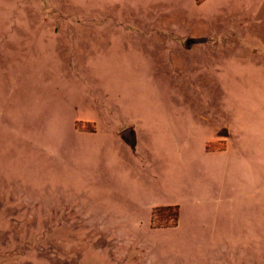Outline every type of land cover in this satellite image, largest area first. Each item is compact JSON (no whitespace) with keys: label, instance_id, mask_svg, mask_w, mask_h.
<instances>
[{"label":"rangeland","instance_id":"obj_1","mask_svg":"<svg viewBox=\"0 0 264 264\" xmlns=\"http://www.w3.org/2000/svg\"><path fill=\"white\" fill-rule=\"evenodd\" d=\"M157 1L0 0V264H264V197L235 194L232 147L204 156L223 148L204 141L216 108L233 113L232 84L225 93L212 82L220 58L232 83L250 51L229 42L228 15L231 27L189 47L187 29L173 37L155 20L208 24L210 6L167 13ZM67 86L96 89L116 118L138 117L151 163L123 162L131 154L100 138L60 150L70 121L48 108ZM148 145L165 161L154 165ZM170 205L176 225L152 228L153 209Z\"/></svg>","mask_w":264,"mask_h":264},{"label":"crops","instance_id":"obj_2","mask_svg":"<svg viewBox=\"0 0 264 264\" xmlns=\"http://www.w3.org/2000/svg\"><path fill=\"white\" fill-rule=\"evenodd\" d=\"M157 2L163 5V9L168 8L167 13H176L177 9L189 11L188 7L194 5L195 0H158ZM202 3L210 6L206 14L209 18L206 22L208 24L201 25L199 22L192 23L175 19V17L165 18L163 16L155 21L160 22L164 28L170 27V34L173 37L179 34L178 29H187L183 37L187 38L189 47L207 40H214L213 36H216V33L218 35L222 29L231 27L232 22L235 31L232 32L229 42L239 46V49L244 47L248 50L247 52L250 51L241 53L243 56L239 57L240 65L234 63L232 83L227 82L225 71L222 70L224 58H220L218 76L216 81L212 80V82L217 83L225 93L232 84L233 113L232 117H225L226 101L216 108L222 117L220 120L223 119V121L213 122L212 134L205 136L204 141L223 143V148L211 155L204 153V156H225L232 147L235 194L241 197L242 195L264 197V51L260 50L264 48V34L259 35V30L257 31L258 28L264 29V0H203ZM226 15L232 18L231 22H227ZM210 22L212 25H209ZM69 24L74 26L107 24L109 26V19L73 20ZM206 28H211L213 31L204 30ZM224 34L225 32L222 33L223 36ZM59 89L64 92L65 97L58 102L60 103L58 107L48 108L49 114L52 117L59 115L62 121L69 120L71 123L60 129V138L64 139L60 150L73 149L75 145L67 140L71 137H74V141L84 142L82 146L85 150L96 149L98 147L96 139L100 138L105 141L109 140V145L118 143L122 149L131 154L122 157L123 162H128L135 157L137 161L142 159L143 164L151 163L147 158L146 150H141L143 158H140L137 125L142 122L138 117L127 121L122 117L116 118L110 115V111L117 107L108 101H99L97 90L94 88L67 86ZM72 98L74 100H71ZM33 107L40 109L38 106ZM125 108H130V106ZM65 112H71L73 115H65ZM78 123L85 125L83 131L75 128ZM65 140L67 141L64 143ZM148 149L157 153L154 157V165H160L165 161V155L161 150L166 149L151 148L150 145Z\"/></svg>","mask_w":264,"mask_h":264},{"label":"trees","instance_id":"obj_3","mask_svg":"<svg viewBox=\"0 0 264 264\" xmlns=\"http://www.w3.org/2000/svg\"><path fill=\"white\" fill-rule=\"evenodd\" d=\"M178 217L177 206H161L156 207L152 211L151 227L166 228L175 226Z\"/></svg>","mask_w":264,"mask_h":264}]
</instances>
